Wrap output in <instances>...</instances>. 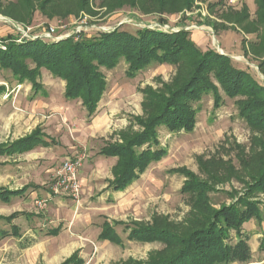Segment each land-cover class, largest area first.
<instances>
[{
    "label": "rangeland",
    "instance_id": "1",
    "mask_svg": "<svg viewBox=\"0 0 264 264\" xmlns=\"http://www.w3.org/2000/svg\"><path fill=\"white\" fill-rule=\"evenodd\" d=\"M42 1L32 0V17L21 0H0V39L19 34L22 40L48 42L80 34L95 38L117 30L187 31L203 51L230 57L235 68L248 71L264 86L261 0H193L186 10L180 0H168L163 7L158 0H137L135 6L131 0H122L123 5L90 0L86 9H80V0H55L43 12ZM3 12L12 13L18 22ZM26 64L36 69L33 62ZM101 71L107 88L97 112L89 117L80 100L66 99V82L46 69L38 71L35 91L29 80L20 81L0 68V88H5L0 94V145H12L35 131L51 145L0 154V188L27 189L10 203L0 201V217L18 215L12 224L0 220V264H63L73 255L80 264H124L131 259L145 263L165 246L129 241L125 228L114 224L157 222L185 231L195 214L194 201L183 192L186 179L172 173L174 169L186 168L208 182L213 189L208 196L216 208L231 204L252 183L255 171L249 165L262 152L264 134L240 116L238 102L243 98L231 99L220 91L223 101L218 109L212 94L195 103L199 113L194 132L173 134L159 128L167 155L151 163L124 191L107 190L119 160L101 156V150L140 133L136 117L146 118L150 112L144 106L147 92L167 94L186 67L153 63L130 76L122 59L115 69ZM67 162L74 166L78 191L72 189L73 182L67 183L69 188L62 185ZM254 199L262 220L244 225L252 251L249 264H264V195ZM106 221L123 239L122 246L101 238ZM11 225L19 229L21 239L3 237V232L11 234Z\"/></svg>",
    "mask_w": 264,
    "mask_h": 264
},
{
    "label": "trees",
    "instance_id": "2",
    "mask_svg": "<svg viewBox=\"0 0 264 264\" xmlns=\"http://www.w3.org/2000/svg\"><path fill=\"white\" fill-rule=\"evenodd\" d=\"M21 1L33 17L36 10L32 0ZM117 1L123 5L122 0ZM167 1L158 0L161 7L166 6ZM54 2L55 0H43L39 5L40 11L43 12ZM89 2L90 0H80V9H86ZM179 2L182 10L190 9L193 5V0ZM136 3L137 0H131L133 6ZM260 6L264 22V0H261ZM3 13L14 19L12 13ZM32 17L29 18L32 20ZM122 59L129 65L130 76H135L153 63L183 65L186 71H181V79H177L167 94L147 92L148 99L144 106L150 112L146 118L136 117L142 129L140 133L124 137L122 143H111L101 150V156L119 160L115 178L107 190L124 191L140 179L151 163L160 161L167 155L159 142V128L164 127L173 134L194 132L199 113L195 103L207 95H213L215 109L222 106L220 91L231 99L243 98L238 102L240 116L251 129L264 134V86L248 71L235 68L230 57L214 50L203 51L191 40L187 31L142 29L132 34L117 30L95 38L80 34L66 40L48 42L45 39L22 40L19 34L0 39L2 70L11 71L20 81L29 80L36 91L38 71L46 69L55 78L66 82V99L80 100L89 117L97 112L107 88L101 69H115ZM27 61L33 62L36 69L30 70ZM213 78L219 87L213 82ZM3 92L5 88H0V94ZM36 145L51 146L42 138L40 131H35L12 145H0V154L13 155ZM249 166L254 169L255 176L245 193L235 197L231 204H223L219 208L211 203L208 196L213 191L208 182L202 181L186 168L174 169L172 173L186 179L183 192L191 195L194 201L195 214L187 222L189 227L183 231L176 225L162 226L157 222L152 225L115 223L114 226L125 228L129 241L165 246L161 252L151 256L148 262L131 259L124 264H249L252 251L249 246L250 237L245 232L244 225L253 220H262L259 203L254 198L259 194L264 195V144L257 160ZM26 192L27 189L12 191L0 188V201L10 203ZM17 217L15 214L0 217V220L12 224ZM114 226L106 221L102 226L101 238L122 246L123 239ZM59 232L57 229L53 234L57 235ZM3 234V237L22 238L14 225H11V234ZM28 247L26 245L24 248ZM63 264L80 262L73 255Z\"/></svg>",
    "mask_w": 264,
    "mask_h": 264
},
{
    "label": "built area",
    "instance_id": "3",
    "mask_svg": "<svg viewBox=\"0 0 264 264\" xmlns=\"http://www.w3.org/2000/svg\"><path fill=\"white\" fill-rule=\"evenodd\" d=\"M199 0H196V2H198ZM51 33H54L55 30L54 29H50L49 30ZM22 33V32H21ZM51 34H47V36H49ZM64 172L66 174L65 179L62 181V185H66L67 188H69V185H67V183H72V189H74L75 191L79 190V186L78 184L75 182L74 178H75V169L74 166L71 162H67L64 165Z\"/></svg>",
    "mask_w": 264,
    "mask_h": 264
}]
</instances>
